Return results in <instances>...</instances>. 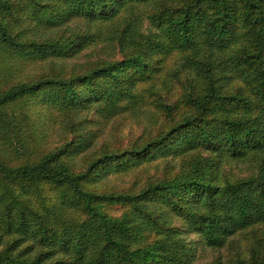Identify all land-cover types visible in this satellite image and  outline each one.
I'll list each match as a JSON object with an SVG mask.
<instances>
[{"label":"trees","instance_id":"trees-1","mask_svg":"<svg viewBox=\"0 0 264 264\" xmlns=\"http://www.w3.org/2000/svg\"><path fill=\"white\" fill-rule=\"evenodd\" d=\"M91 113L158 126L82 155ZM169 156L160 179L105 181ZM239 233L264 264V0H0V264H196Z\"/></svg>","mask_w":264,"mask_h":264},{"label":"rangeland","instance_id":"rangeland-1","mask_svg":"<svg viewBox=\"0 0 264 264\" xmlns=\"http://www.w3.org/2000/svg\"><path fill=\"white\" fill-rule=\"evenodd\" d=\"M51 33L52 32H50V34ZM92 54L93 53L89 54L88 57L82 60L85 61L87 58L91 59L94 56ZM44 69H48V63L42 62L31 65L27 64L25 67H23L22 72H20V76H25L26 78L36 77L39 75V72ZM181 92L182 89H176V93ZM34 108L36 109V111H44V108H42L41 106L35 105ZM48 114V111H46L45 115ZM16 115H18V112H16ZM91 117L95 119V122L90 124V127L98 129V131L103 130V132L102 135L97 139V142L94 143V146H92L86 153H82V155L90 153L93 149H97L102 145L103 142H106L113 137V139L116 138L120 141L124 140V142H130L138 138L145 129H147L145 133H148V130H153L155 132L158 126L156 123L152 122L145 116L126 115L108 122H101L99 118L92 113ZM52 119L54 122V118ZM46 124L49 131V134L47 135V139L49 140L47 147H52L54 145H60L61 143H63L68 133L67 129L65 131V127L60 123L59 116H57L56 122L52 123L51 121H46ZM100 151L96 153L95 157L99 154ZM29 157H31V160H34V156L32 154ZM26 160H28V156H23L20 159V162ZM172 161H175V164L177 165L179 163L178 160L173 158V156L157 157L153 160L144 162L142 165L134 168L127 173L116 175L110 174V176L107 177L105 181H107L108 183H113V185L115 186L131 185L135 181L136 184H138V182L147 184L149 181L160 179L165 176L168 171V165H172ZM74 162L77 166L83 165V157H75ZM256 167L257 164H252V161H248V163H242L233 160V162L226 164L225 170L229 176L234 178L237 176H247L250 173L254 172L257 169ZM114 214H118V211H114ZM249 234L250 233L237 234L236 239L229 243L230 245L225 246L221 249L202 246L199 250V255L195 263L214 264L215 262H219V264H250L251 242L248 239Z\"/></svg>","mask_w":264,"mask_h":264}]
</instances>
